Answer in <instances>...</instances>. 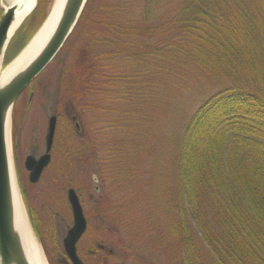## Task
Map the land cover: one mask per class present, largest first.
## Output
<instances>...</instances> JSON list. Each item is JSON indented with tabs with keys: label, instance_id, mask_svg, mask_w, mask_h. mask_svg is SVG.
<instances>
[{
	"label": "rangeland",
	"instance_id": "obj_1",
	"mask_svg": "<svg viewBox=\"0 0 264 264\" xmlns=\"http://www.w3.org/2000/svg\"><path fill=\"white\" fill-rule=\"evenodd\" d=\"M54 1L41 0L42 12L35 19L47 17ZM93 1L99 15L92 17L96 20L108 17L113 10L103 9L104 3L115 2L124 4L125 14L133 20L141 0ZM163 1L160 8L166 13L183 8L181 0ZM10 6V0H0V19ZM123 22L124 27L131 24L126 18ZM70 41L23 92L12 114L18 185L42 256L46 264H64L63 239L73 223L67 190L76 188L89 216L88 232L79 243L85 264H101L102 256L108 257L106 264H174L170 226L173 217L178 216L172 210L176 205L172 174L177 169L171 167V162L182 155L195 114L211 97L233 84L232 79L223 74L209 76L200 66H194L189 75L183 68L184 76L175 80L169 63H174L178 47L170 41L166 50L172 60L169 56L168 60L160 59L157 54L159 57L146 56L143 62L137 56L113 63L109 75L104 74L107 79H93L85 86L84 81L68 78L67 70L74 54L78 55L89 41L83 35L73 36ZM163 62L168 63L166 70L157 67ZM120 70L124 75L119 79ZM69 112L79 116L81 136ZM54 115L59 119L52 161L39 184L31 185L27 182L25 158L33 149L38 156L44 154L49 118ZM108 155L112 172L101 178L103 168L98 156L104 159ZM94 178L99 182L95 183ZM98 246L107 247L113 254L97 252ZM91 250L96 254L91 256Z\"/></svg>",
	"mask_w": 264,
	"mask_h": 264
},
{
	"label": "trees",
	"instance_id": "obj_2",
	"mask_svg": "<svg viewBox=\"0 0 264 264\" xmlns=\"http://www.w3.org/2000/svg\"><path fill=\"white\" fill-rule=\"evenodd\" d=\"M141 1L133 20L120 2L104 3L113 10L96 20V5L88 1L71 37L87 36L89 44L74 54L68 78L87 86L107 79L113 63L157 54L172 60L166 50L172 41L178 47L169 63L175 80L194 66L232 79L195 114L182 155L171 162L177 169L172 210L178 212L170 226L172 263L264 264V0H181L182 10L172 14L161 10L163 0ZM40 2L13 37L5 65L44 23L46 16L35 19ZM162 64L157 67L166 70L168 63ZM98 158L102 178L112 172L111 156Z\"/></svg>",
	"mask_w": 264,
	"mask_h": 264
},
{
	"label": "water",
	"instance_id": "obj_3",
	"mask_svg": "<svg viewBox=\"0 0 264 264\" xmlns=\"http://www.w3.org/2000/svg\"><path fill=\"white\" fill-rule=\"evenodd\" d=\"M88 1L66 0L59 25L48 44L37 58L25 70L15 76L9 84L3 87L0 85V264H30L21 236L16 228L8 147L9 119L10 117L12 119L14 107L23 92L59 55L78 25ZM17 9L16 5L6 8L0 19V69H5L6 52L17 32L12 33ZM56 126L57 117H50L46 136V154L39 161L28 158L26 162V167L31 172L30 180L33 183L40 180L44 170L51 162L50 153L54 144ZM68 198L74 214V225L64 240V246L72 264H84L77 254V245L86 233L87 220L80 199L74 189L69 190Z\"/></svg>",
	"mask_w": 264,
	"mask_h": 264
},
{
	"label": "bare ground",
	"instance_id": "obj_4",
	"mask_svg": "<svg viewBox=\"0 0 264 264\" xmlns=\"http://www.w3.org/2000/svg\"><path fill=\"white\" fill-rule=\"evenodd\" d=\"M12 5L18 8L16 11L15 22L13 24L12 33H15L26 17L32 12L37 4V0H10ZM66 0H55L48 17L42 24L41 28L29 41L24 50L5 68L0 69V85L6 86L11 80L20 72L25 70L41 53L44 47L48 44L49 40L55 33L59 22L61 20ZM8 147L10 154V165L12 172L13 184V201L15 207L16 228L21 236L26 256L30 264H46L42 256L40 246L32 231V228L27 219L24 202L22 200L17 177L16 169L13 159V146H12V119L10 117L8 122Z\"/></svg>",
	"mask_w": 264,
	"mask_h": 264
},
{
	"label": "flooded vegetation",
	"instance_id": "obj_5",
	"mask_svg": "<svg viewBox=\"0 0 264 264\" xmlns=\"http://www.w3.org/2000/svg\"><path fill=\"white\" fill-rule=\"evenodd\" d=\"M54 116H56L57 119H59V116H58V115H54ZM69 117H70V121H71V123L74 124V129H75L76 133L78 134V136H81V135H82V127H83V126H82V124H81V121H80V119H79V116H78L77 114H75L74 112H73V113L69 112ZM54 147H55V141H54V144H53V149H52V151L54 150ZM52 151H51V153H52ZM45 154H46V138H45V152H44V154H42L41 156H38L37 151L33 149L32 152H31V153L25 158L24 167H25V170H26V172H27V174H28L27 182H28V180H29V182H30L29 184H31V185H37V184H39V182L41 181V178H42V177L40 178V180H39L37 183H33V182H31V180H30L31 172L27 169V167H26V162H27L28 158H32L34 161H39L40 158H41L42 156H44ZM51 159H52V158H51ZM51 161H52V160H51ZM49 166H50V165H49ZM49 166H48V167H49ZM42 176H43V174H42ZM94 181H95V183H98V182H99V180H98L97 178H94ZM70 189H74V190L76 191V193H77V195H78V197H79V199H80L81 206H82V208H83L84 216H85V218H86V220H87V230H86V233L84 234V236L82 237V239H83V238L85 237V235L87 234L88 229H89V216H88V214H86V212H85V210H84V206H83V203H82L81 197H80V195L78 194V190H77L76 188H69V189L67 190V199H68V202H69L68 194H69V190H70ZM95 192H96L97 194H99V193H100V189H99L98 187H96V188H95ZM23 198H24V195H23ZM69 205H70V208H71V211H72L73 223H72V226H71L70 228H69V227L67 228V231H66V233H65V235H64V239H63V251H64L65 256H66V260H65L64 264H72V262L70 261L69 257L67 256V253H66V250H65V246H64V240L67 238L69 231L73 228V225H74V214H73V210H72V207H71L70 202H69ZM31 217H32V216H31ZM82 239L79 241V243L82 241ZM79 243H78V245H77V254H78L79 258L81 259V257H80L81 253H80V250H79ZM98 248H99V250L102 251V253H108V254H110V255L113 254L112 250H108V248L105 247V246H98ZM89 253H90L91 256H93V255L96 254V252L93 251V250H91ZM107 258H108V257H104V256H102V258H101V264H106V262H107ZM81 260H82V259H81ZM82 262H83V261H82ZM84 264H85V263H84Z\"/></svg>",
	"mask_w": 264,
	"mask_h": 264
}]
</instances>
